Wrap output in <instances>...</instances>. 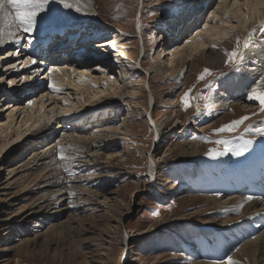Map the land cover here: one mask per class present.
Segmentation results:
<instances>
[{
  "label": "rangeland",
  "instance_id": "1",
  "mask_svg": "<svg viewBox=\"0 0 264 264\" xmlns=\"http://www.w3.org/2000/svg\"><path fill=\"white\" fill-rule=\"evenodd\" d=\"M55 1L49 0L46 8L49 21L38 24L37 30L31 34L34 39L54 30L63 35L80 25H85L93 33L89 35V42L83 44L119 35L115 46L110 45L111 49L103 47L101 54L103 60L110 64V67H104L108 70L107 76H116L118 82L112 83L113 89L108 94L91 99V108L85 111L72 110L69 111L70 115L65 116L63 113L66 111L58 114L56 108L69 106V99L81 104L87 99L88 93L81 96L74 85L53 91L47 87L48 80L42 78L40 72L30 84L23 85L20 79L25 75L31 78L33 74L22 71L24 68L21 67L20 58L23 56L11 55L18 46L9 43L6 48L0 49V124L11 122L7 131H0V136L11 133L7 136L9 143H3L0 137V264L226 263V257L232 256L238 249L230 243L229 227L226 225L228 220L224 222L228 217L227 211L222 208L221 211L215 210L212 205L206 207L205 203L198 204L197 199L219 196L225 208L223 201L226 198L233 195L247 196L248 183L259 176L264 177V172L259 171L263 170L262 167L254 169L260 164L264 166V137L244 131L245 126L259 127L264 122L259 101L247 99V91L255 82L254 77L264 74V48L260 47L259 40L256 48L247 51L239 71L225 64L226 56L221 67L204 63L203 58L209 53L207 48L193 62H188L189 57L184 56L177 63L176 73H171L178 78L175 84L172 82L174 77L167 75L172 67L170 50L178 45L187 46L197 28L204 26L220 0H212V3L182 22L176 20L177 30H167L170 26L167 19L171 18L170 13L178 10L177 3L181 0H91L99 13L95 19L63 9ZM253 1L256 4V0ZM258 7L256 5L255 9ZM150 12L155 14L150 15ZM257 17L258 12L253 11L252 18L242 17V23L233 17L230 22L242 26V30L248 33L254 26L259 29V22L264 19L255 21ZM249 24L253 26L247 30ZM247 33L242 34L239 30L230 32L227 38H233L229 42L231 49L236 46V37L240 38V46L243 47ZM260 36L257 31L254 38ZM121 40L128 44L122 68L110 56L118 50L117 43ZM214 41L212 44H219ZM28 42L26 38L22 39V47H19L27 49L25 44ZM99 49L94 50L95 54ZM93 59H89L88 67L97 63L92 62ZM252 67L255 70H251ZM205 68L210 69L212 75L205 76L203 81L197 80ZM253 71L258 72L257 75H252ZM219 73L225 75L220 76ZM9 74L13 79L11 87L8 83L11 79ZM250 75L253 77L246 84L245 80ZM240 81H245L246 88H239ZM206 83H210V87L205 88ZM103 85L106 87L105 84L98 86L101 88ZM190 87L193 88V96L199 93L200 98L194 99L191 106L184 109L180 97ZM114 89L119 93H113ZM63 96L67 97L66 104ZM230 98L235 101L230 102ZM55 99L57 105L53 103ZM29 101L32 105L36 104L33 110L38 106L36 114H39V106L43 102L41 111L47 116L42 113L39 119L29 117ZM172 101L173 105L170 104ZM16 102L25 106L23 113L15 111L9 120L10 110L5 107ZM197 105L200 108L199 115H195ZM245 115L249 119L238 126L235 132L212 131ZM22 116L28 118L27 125L20 126L21 119H25ZM151 120L161 130L157 143ZM29 125H32L29 131L16 139V134ZM41 127L45 129L36 136L34 131ZM82 127L87 133L95 128L103 131L106 127L120 131L94 135V145L90 151L82 148L79 142L76 144L82 152L66 151L67 155L76 157L69 165L73 172L71 176L63 171L62 162L53 146V158L40 160L27 171L22 168L23 161L33 151H46L48 144L52 141L55 143L63 132L66 136L71 135ZM247 139H252V144L239 157L233 156L231 152L219 157L205 155L209 149L223 150L225 146L235 148ZM217 140L222 143L216 144ZM189 142L199 149L193 151L188 146ZM50 159L52 164L48 167ZM42 162L45 170L41 172L39 165ZM149 164H153V170ZM249 168L251 177L243 178L242 174L249 173ZM37 173H41L40 177L31 182L32 186L27 192L21 193L22 186ZM58 175L76 178L71 185H78L74 191L78 195L71 199L65 195L66 200H62L61 207H67H64V215L60 220L35 223L49 207L43 210L40 206L36 207L35 195L32 194L34 187L37 183L41 186L53 181ZM232 176L242 179L235 182L230 180ZM28 177L31 179L27 180ZM228 215L230 217V212ZM61 220H68L69 226L57 225ZM34 223L39 226L34 227ZM53 225L55 228L48 231ZM36 234L40 237L33 243Z\"/></svg>",
  "mask_w": 264,
  "mask_h": 264
},
{
  "label": "bare ground",
  "instance_id": "2",
  "mask_svg": "<svg viewBox=\"0 0 264 264\" xmlns=\"http://www.w3.org/2000/svg\"><path fill=\"white\" fill-rule=\"evenodd\" d=\"M208 1H210V0H196V1H194V0H181L180 3H177L178 4L177 5L178 10L174 13H170L169 16L171 18L167 19L168 20L167 23H169L168 26L170 25L167 30H170V28L175 29L176 20H179L182 22L189 15L194 14L197 10L206 7V5H208L209 3H212V0L210 2H208ZM86 2H87L88 6L84 10L86 11L87 16L90 17L89 19H95L96 17H99V13L95 9V6L92 5L91 0H88V1L86 0ZM256 5H259V7L255 9ZM263 10H264V0H256V4H255V1H253V0H233V2H231L230 0H220L216 9L210 12L209 19L206 21L204 26L203 27L199 26L197 28V31L191 37V41L189 42V44L185 47L184 46L178 47L179 46L178 45L176 48L170 50L169 53H170L171 59L169 61H170V64L172 67L167 72V75H170L169 77H171V78L174 77V80L172 82H174L175 84L178 83V78L175 77L173 74H171V73H176V67H178L177 63L180 62L182 59H184V56L189 57V59H187L188 62H193L194 60L197 59V56H201L203 54V52H201V51H203L206 48H207L206 51L207 52L209 51V53L205 54V56L203 58L204 63H207L208 65H214L216 67H221V64L223 63V61L225 59V50L231 49L229 42H232V40H230L231 37L227 38L228 34L232 31H236V30H239V32L242 34L247 33L245 30H242L243 29L242 26L234 25L232 22H230L231 17L235 18L237 21L242 23V21H243L242 17L243 18L246 17L248 19L252 18V13L254 11V13L258 12V17L255 18V21H259L262 18L264 19V11ZM226 13H227V17H226ZM48 18L49 17L47 16V18H46L47 21H49ZM109 26H113V25L110 24ZM252 26H253V24H249V26L247 27V30L250 29ZM118 28H120V27H118ZM177 29H175V30H177ZM41 30H42V28H41ZM171 31L173 32L174 30H171ZM61 33L62 32H59L56 30L50 31L49 33H47L46 34L47 37L45 35L44 37H46V38L43 39V41H42L43 46H45L49 41L54 40V42L50 45L49 51H51L52 49H56V48L51 47V46L54 43L60 41L61 39H64L65 34L61 35ZM139 34L142 36L141 32H139ZM86 35L89 36L91 34L87 33ZM260 35H262V34L260 33ZM113 36L107 40H104V41L92 42L90 44H82V45L83 46L91 45L92 47H95V48H100V47L103 48L104 46H108V45H112V44L114 45V43L116 42V39L119 35L114 34ZM231 39H233V38H231ZM72 40H73V38H72V34H71L69 36V41H72ZM214 40H216L219 44H212V43H215ZM33 41L35 42L36 39H34ZM29 43H31V42H28V45H29ZM117 44H118L117 45L118 50L114 51L113 54H111L110 56H112L111 59L114 60L115 62H117L120 65V67L122 68L124 65V62H125V60H123V59H125V57L127 56V52H125V47H127L128 44L124 40H121ZM7 45H9V43L5 44L3 46H0V49L6 48ZM213 45H215V47H213ZM19 46L22 47V44L18 45V47ZM75 47L77 48L78 46H75ZM102 48L96 52L99 56H101L102 52L104 51L103 50L104 48L103 49ZM20 51H21V54L19 56H23L22 58H20V60H21L20 64L23 65L25 63V61L27 60V58L31 57V56L29 55L30 52H26V48H20ZM88 53H89V51H88ZM121 55L123 56L122 58H121ZM32 58L36 59L35 57H32ZM89 59L83 60V61H75V60L71 61L69 58H67L66 60H59L57 63H54V64H48L47 67H45L46 66V65H44L45 63H43V62L41 63L40 61L37 60L38 63L36 65H29L28 67H22V68H24L22 70L24 73L31 74V75L33 74L32 77L30 76L31 78L27 77L26 75L23 76L22 78H25V79H23L22 84L23 85L24 84L25 85L30 84L33 81V78L38 76V73L40 72L39 75H41L42 78H46L47 80H49V78H51V80L53 82H55L56 84L59 85V88H62L63 86L71 87L74 85L75 89L77 88V90H79L81 92L80 93L81 96L85 95V93L86 94L88 93L87 99L85 101L81 102V104L80 103L77 104L76 101H72L71 99H69V102H68L70 104L69 106H67V107L58 106V108H56L59 111L58 114H62L64 111H66V112L70 111L71 112L72 110H78V109L85 111L86 108L92 107L91 106L92 102H90L91 99L94 100L95 98H100L102 96L101 93L108 94L109 90L113 89L114 84H116L118 82V79L116 78V76L114 78L107 76L108 70L104 67H110V64H107L106 60L104 61L103 58L93 59L92 62H97V63L94 66L90 65L88 67L87 64H90ZM49 69H52V72H49ZM253 69H254V67L251 68V70H253ZM121 73H124V72H121ZM256 73H258V72L253 71L252 75H257ZM98 74H100L99 77L96 76ZM252 75H250V77H248L245 80L246 84L250 83L249 80L252 79V77H253ZM9 76H11V74H9ZM169 77H167V78H169ZM10 78L11 79L9 81H13L12 76ZM20 80H22V79H20ZM27 81H30V82L28 83ZM245 81H240V83H239L240 87L239 88H244V87L246 88V86L244 84ZM112 83H114V84H112ZM22 84L20 83V85H22ZM99 84H105L106 87H104V85H103V87L99 88V86H98ZM11 85L12 84H10L9 87H11ZM79 86H81V87H79ZM247 87H248V85H247ZM260 87L264 88V84H261ZM113 93L117 94L119 92L116 93V91L114 89ZM56 100L57 99H55V101H53L54 105L58 104V101L56 102ZM63 100L66 101L67 97L63 96ZM95 101L97 102V100H95ZM98 101H101V99H98ZM233 101H235V99L230 98V102H233ZM43 102L45 103L46 100ZM43 102L39 106V112H38L39 114H36L38 106L36 107L35 110H33V106L36 104H33V105L29 104L28 107L30 109V112H29L28 116L29 117L32 116V117L39 119L41 117V114L44 113L43 110L41 111V108L44 105ZM223 102L227 103L226 100H223ZM170 104L173 105V101ZM20 105L21 104H19V102H16L13 104L9 103L5 107L7 109L9 108V110H10L8 112V119L9 120L12 116L15 115V113H14L15 111H19V114L23 113L22 109L25 106H20ZM48 106H50V105L48 104ZM81 107H83V108H81ZM232 107H234V106H232ZM44 115H46V114L44 113ZM22 118H25V117L22 116ZM179 118L180 117H177V119H179ZM8 121H6V123H8ZM27 123H28V118L21 119V121L19 122L20 126L22 124L27 125ZM151 123H153L155 130H156L155 141L157 143L158 142L157 139L161 133L160 132L161 130H160V127L155 122H153L152 120H151ZM9 124H11V122H9ZM9 124L4 125L1 123L0 124V131L1 130L7 131L10 128ZM31 126L32 125H29L26 128H23L20 131V133L16 134L15 138L17 139L18 137H22L23 135H25V133L27 131H29ZM48 126H50V125H48ZM175 126H177V124H175ZM45 128H46V126H45ZM45 128H43V127L38 128V129L36 128V130L34 131V134L36 136H39V134H41V132ZM110 128H112V127H110ZM178 128L179 127H177V129ZM84 129L85 128L82 127L81 129H78L79 131L76 130V131H74L75 133H73L71 135H67V136L63 132L62 135H60L59 138H57L55 143H54V141H52L50 144H48V147L46 146L47 147L46 151H44V150H41L39 152L33 151L32 154L29 157H27L25 161H23V163H22L23 167L22 168H24L27 171L30 168H33V166L35 167V165L37 164L38 161H40V160L44 161L45 158H50V157L53 158V156L55 155L53 148L56 147L57 141H59L61 145L76 144L77 142H79L81 144L82 148L86 149L87 151H90L92 146L94 145V143H92L93 142L92 138L94 135L100 136V135H103L104 132H111L113 130L114 131L115 130L120 131V129H107V127H106L105 130L103 129V131L98 129V128H95L96 130H92V132L87 133V131ZM57 131H59V129ZM10 134L11 133L7 132V133H4L3 135L0 136L2 138L3 143L4 142L9 143V140H7V136H9ZM54 135H55V133H54ZM10 138L12 139V137H10ZM99 143H101V142H99ZM51 146H53V148H51ZM188 146L192 150L198 148L193 142L192 143L189 142ZM49 147L51 149H49ZM66 151L75 152L76 149H66ZM43 164H44V162H42L41 165H39V166H41V172L43 170H45V167L43 166ZM51 164H52V159L48 160L47 166L50 167ZM152 167H153V164H152ZM259 167H262L261 164L259 165ZM19 169H20V167H19ZM258 169H260V168H258ZM35 170H36V168H35ZM152 170H153V168H152ZM13 171H15V169ZM40 175H41V173H37V174H35V176H33L32 179L28 177L27 180L31 179V181L26 182L27 184L26 185L24 184V186L21 185L22 186L21 193L27 192L30 189V186H32L31 182L38 179L40 177ZM27 176H30V175H27ZM243 176L246 177L247 175H243ZM23 178H24V176H23ZM234 179H235V177H233V176L230 177V180H234ZM240 179H242V178H240ZM240 179H239V181H240ZM75 180H76V178H74V177L65 178L61 175H58L57 178H55L53 181H49L43 185L41 184V186H40V183L36 184V186L34 187V191L32 193L35 195V200H34L35 203L34 204L36 205V207L40 206V208H42V210L47 209L48 207L49 208L47 209L48 211L46 213H43V215H41V218L36 219V221H34L35 223L38 222V224L39 223L42 224L45 222H49L50 220L51 221L60 220L62 215H64L63 213L65 211V209H64L65 206L61 207L62 206L61 202H62V200L63 201L66 200L65 194L67 192H74L76 190L78 185L77 186L71 185V183L75 182ZM237 181L238 180H236L235 182H237ZM231 184H233V183H231ZM37 185H39V186H37ZM55 187H57V188L55 189ZM248 187H249L248 192H246L247 196L233 195V196H229L228 198H226L223 201L226 205L225 208L221 205L222 199L219 196L213 195V196L199 197L197 199V201H198V204L199 203H205L206 207H208L209 205L210 206L212 205L213 208L215 207V210L220 209L219 211H221V208H222L225 211H227L228 217L224 220V222L226 220H228L226 225H228V227H229L227 232L230 233V243L233 244L234 248H238L232 255L234 261H236L237 263L241 262V264H264V221L261 222L262 220H264V177L259 176V178L257 177L255 180L250 181L248 183ZM79 190H80V188H79ZM248 196H252V197H254V199H252L250 201H246L245 198ZM76 199H78V197ZM76 199H74V200H76ZM105 200H106V198H105ZM72 202H74V201H72ZM76 202H78V201H76ZM241 203H243V207L240 208L239 211H234L233 209L236 208V206L240 205ZM37 210H39V209H37ZM33 211H36V210H33ZM228 212H230V217L228 215ZM237 212L239 214L237 216H234ZM35 223L33 225L34 227L38 225V224L36 225ZM57 225H59L60 227H66V226H69V222H68V220H61L59 223H57ZM48 227H47V229H48ZM54 228H55V225H53L48 231L53 230ZM45 232H46V230H45ZM46 234H47V232H46ZM39 237H40V235L36 234L35 237L33 238V243H35ZM192 264H204V263L194 262ZM224 264H226V263H224Z\"/></svg>",
  "mask_w": 264,
  "mask_h": 264
},
{
  "label": "snow or ice",
  "instance_id": "3",
  "mask_svg": "<svg viewBox=\"0 0 264 264\" xmlns=\"http://www.w3.org/2000/svg\"><path fill=\"white\" fill-rule=\"evenodd\" d=\"M56 2L62 6L63 9L71 10L81 15H87L84 9L88 6L86 0H56ZM49 6V0H0V46L11 43L14 46L21 44L22 39H27L29 42L34 39L31 35L34 31L37 30L38 24L41 22H47V12L46 8ZM150 15L155 13L150 12ZM227 17V13H226ZM139 19V16L137 17ZM259 31L262 35L259 38H254L255 33ZM257 40H259L260 47L264 48V20L259 22V29L254 26L252 27L245 37L243 47L240 46V38L236 37V46L231 50H225V64L232 67L234 70L239 71L240 65L244 63L246 59V53L249 49L256 48ZM114 46V45H113ZM215 47V45H213ZM21 54L20 48L16 47L15 51L11 55L19 56ZM38 63L37 59L28 57L27 60L21 67H28L29 65H36ZM42 63V61H41ZM12 67H15L13 65ZM49 72H52V69H49ZM212 72L210 69L205 68L197 76V80L203 81L205 76H211ZM220 76H224V73H219ZM22 81L25 78H21ZM254 84L251 86L250 90L247 91L248 100H257L259 101L260 108L259 111L264 113V88H261L260 85L264 84V74H260L258 79L254 78ZM12 81H9V84H12ZM47 87L53 91H59V85L56 84L49 78ZM205 88L210 87V83L204 85ZM193 88L187 89L182 96L180 97L181 106L184 109H187L191 106L194 99L198 100L200 98L199 93L196 96H193ZM101 95H104L101 93ZM210 99V98H208ZM32 102L29 101V104ZM67 101H65V104ZM65 116L70 115L69 112L63 113ZM200 114L199 105H197V111L195 115ZM256 113H253L255 115ZM249 117L247 115L241 116L239 119L230 121L227 124L221 125L220 127L212 129L215 133H224V132H235L237 127L244 124ZM39 127V126H38ZM244 131L251 132L254 136L264 137V122L261 123L259 127L256 126H245ZM197 137H193L196 139ZM19 139V138H18ZM220 140L216 141V144H221ZM227 143V142H223ZM252 144V139H247L242 145H237L235 148H229L227 146L223 147V150L218 149H209L205 155L209 157H219L228 154L231 152L233 156L239 157L243 155L248 150V145ZM66 149H76L79 152H82V149L77 144H67L61 145L57 141L55 152L59 161L62 162L63 171L69 176L73 175L72 169L69 167L72 164L76 157L69 156L66 154ZM61 165H58L60 167ZM151 168L152 165L149 164ZM67 197L71 198L76 196L75 192H67L65 194ZM254 199L252 196L245 198L246 201ZM74 206V205H70ZM243 207V203L237 205L234 208V211H239ZM158 215V213H154ZM226 264H237L233 260L232 256L226 257Z\"/></svg>",
  "mask_w": 264,
  "mask_h": 264
}]
</instances>
